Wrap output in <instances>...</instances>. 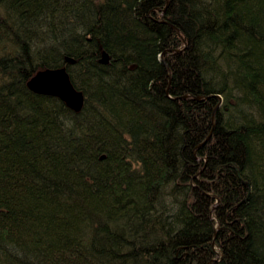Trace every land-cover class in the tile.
Returning a JSON list of instances; mask_svg holds the SVG:
<instances>
[{
  "label": "trees",
  "instance_id": "obj_1",
  "mask_svg": "<svg viewBox=\"0 0 264 264\" xmlns=\"http://www.w3.org/2000/svg\"><path fill=\"white\" fill-rule=\"evenodd\" d=\"M0 264H264V0H0Z\"/></svg>",
  "mask_w": 264,
  "mask_h": 264
},
{
  "label": "water",
  "instance_id": "obj_2",
  "mask_svg": "<svg viewBox=\"0 0 264 264\" xmlns=\"http://www.w3.org/2000/svg\"><path fill=\"white\" fill-rule=\"evenodd\" d=\"M28 87L35 93L56 96L74 111L80 110L83 95L70 82L64 68L46 69L38 72L28 82Z\"/></svg>",
  "mask_w": 264,
  "mask_h": 264
},
{
  "label": "rangeland",
  "instance_id": "obj_3",
  "mask_svg": "<svg viewBox=\"0 0 264 264\" xmlns=\"http://www.w3.org/2000/svg\"><path fill=\"white\" fill-rule=\"evenodd\" d=\"M221 101H222V99H221Z\"/></svg>",
  "mask_w": 264,
  "mask_h": 264
}]
</instances>
